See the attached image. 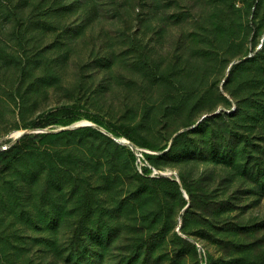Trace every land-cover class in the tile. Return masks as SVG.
<instances>
[{
  "label": "rangeland",
  "instance_id": "374dc122",
  "mask_svg": "<svg viewBox=\"0 0 264 264\" xmlns=\"http://www.w3.org/2000/svg\"><path fill=\"white\" fill-rule=\"evenodd\" d=\"M263 43L264 0H0V150L45 135L0 168V261L264 264Z\"/></svg>",
  "mask_w": 264,
  "mask_h": 264
},
{
  "label": "trees",
  "instance_id": "16d2710c",
  "mask_svg": "<svg viewBox=\"0 0 264 264\" xmlns=\"http://www.w3.org/2000/svg\"><path fill=\"white\" fill-rule=\"evenodd\" d=\"M44 1V0H43ZM5 4H9V2L4 1ZM61 8L60 5H56L52 4L47 8L46 12H55V11H59ZM12 12H14L17 9H12ZM264 45V43L262 44V46ZM260 50H253V53L251 55V57L249 58H254L257 57V55L260 53ZM221 117L219 114L218 115H213L210 118H207L206 121L204 122H200L198 124V127L201 129L205 128L208 124V121H212L214 119H217ZM41 121H39L35 126H41V127H46L49 124H52L54 121L49 120L48 117H43V119H40ZM191 132V131H190ZM189 132V133H190ZM213 133V132H212ZM188 132H181L179 134H177V136L174 138L173 144H172V148L175 149L177 143L183 144L184 143V138L187 137ZM45 135L44 134H25L22 138V141H18L15 144H12L10 147H8L5 150H0V168L2 169V172L7 171L11 165L17 161L20 157L23 156V154L26 152L27 147L24 145L26 141H31V140H35V139H42L44 138ZM186 144V143H185ZM187 146L185 147V149H187L188 151L191 150V147L188 146V144H186ZM188 193L192 199V202L194 201L193 198V193L192 191L188 188ZM190 206H192V203L190 204ZM67 249H66V254H67V263L68 264H81L80 261L78 260V254H80V245L79 243H76L75 240L72 241L71 243L67 244ZM165 251L168 252H172V249H169L168 247L164 248ZM155 253H157L155 247H153V243H151L150 241H144L143 240H139V242H137L134 245V249L131 250V254L133 259L135 260H139V264H147V261L150 257H153L155 255ZM3 261V264H39V261L37 260V258H32L29 259L27 262H24L21 259H16L14 260H9L6 259L5 260H1ZM0 261V262H1ZM93 263V262H92ZM45 264H57V257H50L47 261H45ZM94 264V263H93Z\"/></svg>",
  "mask_w": 264,
  "mask_h": 264
},
{
  "label": "built area",
  "instance_id": "2783aa9c",
  "mask_svg": "<svg viewBox=\"0 0 264 264\" xmlns=\"http://www.w3.org/2000/svg\"><path fill=\"white\" fill-rule=\"evenodd\" d=\"M7 147H4V149H6ZM137 151L139 152L140 155H142L141 150L139 148H137Z\"/></svg>",
  "mask_w": 264,
  "mask_h": 264
},
{
  "label": "water",
  "instance_id": "95a60500",
  "mask_svg": "<svg viewBox=\"0 0 264 264\" xmlns=\"http://www.w3.org/2000/svg\"><path fill=\"white\" fill-rule=\"evenodd\" d=\"M185 195H187V193L185 192Z\"/></svg>",
  "mask_w": 264,
  "mask_h": 264
},
{
  "label": "bare ground",
  "instance_id": "6f19581e",
  "mask_svg": "<svg viewBox=\"0 0 264 264\" xmlns=\"http://www.w3.org/2000/svg\"><path fill=\"white\" fill-rule=\"evenodd\" d=\"M18 133H20V132H18Z\"/></svg>",
  "mask_w": 264,
  "mask_h": 264
}]
</instances>
